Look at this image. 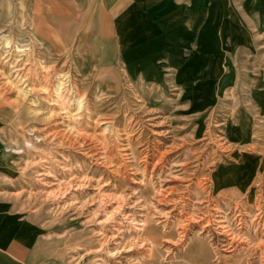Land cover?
<instances>
[{"label": "rangeland", "instance_id": "374dc122", "mask_svg": "<svg viewBox=\"0 0 264 264\" xmlns=\"http://www.w3.org/2000/svg\"><path fill=\"white\" fill-rule=\"evenodd\" d=\"M0 264H264V0H0Z\"/></svg>", "mask_w": 264, "mask_h": 264}, {"label": "crops", "instance_id": "0c3cea01", "mask_svg": "<svg viewBox=\"0 0 264 264\" xmlns=\"http://www.w3.org/2000/svg\"><path fill=\"white\" fill-rule=\"evenodd\" d=\"M14 248H15L17 251H19V253L21 254V252H20V250H19V247H17V246H10V247H9V253H8V254H10V255L13 256L14 254H11V253H10V250H13ZM20 254H19V255H14V256H16L17 258H19V257H20Z\"/></svg>", "mask_w": 264, "mask_h": 264}, {"label": "bare ground", "instance_id": "6f19581e", "mask_svg": "<svg viewBox=\"0 0 264 264\" xmlns=\"http://www.w3.org/2000/svg\"><path fill=\"white\" fill-rule=\"evenodd\" d=\"M123 22H126L127 23V20L126 19H124V18H122L121 19ZM133 20V19H132ZM61 83V82H60ZM59 85V84H58ZM62 86V85H61ZM63 88V87H62ZM62 93V92H61ZM61 95V94H60ZM59 96V95H58ZM10 253L11 254H14V255H18V252L16 251V250H10Z\"/></svg>", "mask_w": 264, "mask_h": 264}]
</instances>
